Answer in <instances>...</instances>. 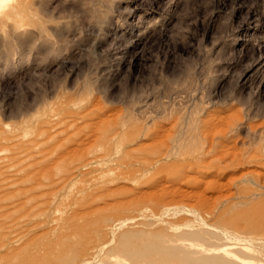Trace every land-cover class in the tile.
<instances>
[{
    "label": "rangeland",
    "instance_id": "obj_1",
    "mask_svg": "<svg viewBox=\"0 0 264 264\" xmlns=\"http://www.w3.org/2000/svg\"><path fill=\"white\" fill-rule=\"evenodd\" d=\"M0 264H264V0H0Z\"/></svg>",
    "mask_w": 264,
    "mask_h": 264
},
{
    "label": "bare ground",
    "instance_id": "obj_2",
    "mask_svg": "<svg viewBox=\"0 0 264 264\" xmlns=\"http://www.w3.org/2000/svg\"><path fill=\"white\" fill-rule=\"evenodd\" d=\"M155 185H156V182L154 183ZM156 188V187H155ZM145 194L144 195H142V196H139V198L141 199V200H149V199H154V198H151V196H153V192H151L152 193V195L151 194H148L147 195V193H150L149 191L148 192H144ZM151 195V196H150ZM174 247H176V246H174ZM208 256H210V254L208 255ZM207 256V257H208ZM208 261H214V260H209L208 259Z\"/></svg>",
    "mask_w": 264,
    "mask_h": 264
}]
</instances>
